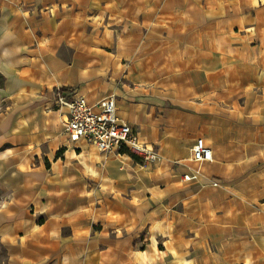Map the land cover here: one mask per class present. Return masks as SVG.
I'll use <instances>...</instances> for the list:
<instances>
[{"label": "crops", "instance_id": "0c3cea01", "mask_svg": "<svg viewBox=\"0 0 264 264\" xmlns=\"http://www.w3.org/2000/svg\"><path fill=\"white\" fill-rule=\"evenodd\" d=\"M68 88L160 161L70 142ZM261 232L264 0H0V264H246Z\"/></svg>", "mask_w": 264, "mask_h": 264}, {"label": "built area", "instance_id": "2783aa9c", "mask_svg": "<svg viewBox=\"0 0 264 264\" xmlns=\"http://www.w3.org/2000/svg\"><path fill=\"white\" fill-rule=\"evenodd\" d=\"M54 101L57 108L63 109L61 125L70 142L85 141L103 153L128 150L144 165L161 159L156 150L139 141L135 130L128 123L119 119L114 96L89 102L68 88L59 89ZM191 151L195 162L212 160V151L202 137L195 139ZM190 178L193 176L184 175V179Z\"/></svg>", "mask_w": 264, "mask_h": 264}, {"label": "rangeland", "instance_id": "374dc122", "mask_svg": "<svg viewBox=\"0 0 264 264\" xmlns=\"http://www.w3.org/2000/svg\"><path fill=\"white\" fill-rule=\"evenodd\" d=\"M62 127V125H61ZM63 130V129H62ZM197 137H201V136H197ZM196 137V138H197ZM195 138V139H196ZM204 140V139H203ZM149 146V145H148ZM152 147V146H151ZM154 149V147H152ZM155 150V149H154ZM131 153V152H130ZM160 161V160H159ZM154 164V163H153ZM144 165V164H143ZM252 170V168H251ZM184 177V176H183ZM261 235H264V232H261ZM240 236L236 237V239H239ZM254 249V250H253ZM258 250V254H256V250ZM243 250L245 251H249L250 254H246L248 256H246L247 258V263L246 264H252V263H260V264H264V247H261V248H253V247H244ZM253 252V253H252ZM250 255V256H249ZM258 257V258H256Z\"/></svg>", "mask_w": 264, "mask_h": 264}, {"label": "trees", "instance_id": "16d2710c", "mask_svg": "<svg viewBox=\"0 0 264 264\" xmlns=\"http://www.w3.org/2000/svg\"><path fill=\"white\" fill-rule=\"evenodd\" d=\"M124 152H127V153H129V154H131V155H133L132 153H130L128 150H123Z\"/></svg>", "mask_w": 264, "mask_h": 264}]
</instances>
